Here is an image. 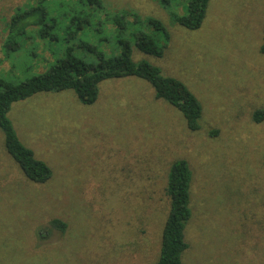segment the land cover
Here are the masks:
<instances>
[{"label": "rangeland", "instance_id": "374dc122", "mask_svg": "<svg viewBox=\"0 0 264 264\" xmlns=\"http://www.w3.org/2000/svg\"><path fill=\"white\" fill-rule=\"evenodd\" d=\"M37 1L0 0V82L42 75L69 50L95 65L79 45L110 59L125 41L134 63L156 67L195 96L200 129L188 130L183 115L136 78L102 82L91 105L72 90L11 105L18 139L51 177L28 181L0 131V264H156L176 160L193 174L182 264H264V122L252 121L264 108V0H209L195 31L175 22L189 0H102V10L45 0L56 29L26 32L17 48H3L11 17ZM148 20L161 22L169 41ZM142 33L166 45L162 57L137 50ZM57 220L66 228L52 225Z\"/></svg>", "mask_w": 264, "mask_h": 264}, {"label": "trees", "instance_id": "16d2710c", "mask_svg": "<svg viewBox=\"0 0 264 264\" xmlns=\"http://www.w3.org/2000/svg\"><path fill=\"white\" fill-rule=\"evenodd\" d=\"M81 1L99 10L103 9L102 0ZM170 1L161 0V3L168 6ZM44 2L45 0H38L35 5L18 10L11 17L3 48H17L18 43L15 38L19 36H24L22 39L26 38V32L38 31L41 35H45V32L56 29L55 18L49 16V12L43 6ZM208 4L209 0H189L186 14L175 18V22L189 31L198 30L206 17ZM133 18L135 23L141 22L137 16ZM147 24L156 33H162L166 42L169 41V34L161 22L148 20ZM70 27L74 32L79 31L81 28L79 19L72 17ZM134 43L138 51L154 57H162L166 46L159 45L154 36L143 33L136 36ZM119 44L120 54L110 59H106L95 47L86 44L79 45L96 56L95 65L84 63L69 50L64 58L57 60L42 75L34 76L17 85L0 82L4 88V91L0 93V131L4 138V148L28 181L44 184L51 177L50 170L20 142L8 118V112L14 103L29 99L36 94L72 90L80 103L91 105L98 98V86L102 82L136 78L147 82L152 87L156 99L177 109L183 115L188 130L195 132L200 129L202 110L195 96L178 80L162 76L156 67L146 62L134 63L131 59L129 43L120 41ZM261 52L264 53V34ZM252 121L255 124L264 122V108L253 113ZM192 179V171L185 160H176L170 165L165 186L169 210L162 229L156 264H182V256L188 249L185 239L186 228L192 217L190 209ZM52 225L61 229L66 228V225L58 220Z\"/></svg>", "mask_w": 264, "mask_h": 264}]
</instances>
